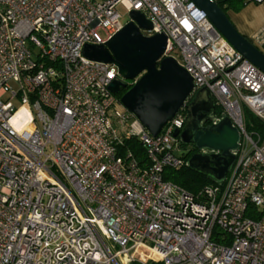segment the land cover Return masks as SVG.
Masks as SVG:
<instances>
[{
    "label": "built area",
    "instance_id": "2783aa9c",
    "mask_svg": "<svg viewBox=\"0 0 264 264\" xmlns=\"http://www.w3.org/2000/svg\"><path fill=\"white\" fill-rule=\"evenodd\" d=\"M118 6L238 130L220 184L164 180L185 162V109L151 136L110 91L116 66L83 56L130 20ZM244 107L264 123V73L190 0H0V264H264V133Z\"/></svg>",
    "mask_w": 264,
    "mask_h": 264
},
{
    "label": "water",
    "instance_id": "95a60500",
    "mask_svg": "<svg viewBox=\"0 0 264 264\" xmlns=\"http://www.w3.org/2000/svg\"><path fill=\"white\" fill-rule=\"evenodd\" d=\"M190 1L205 13L236 51L264 73V52L236 29L218 2ZM129 17L105 44H85L83 56L116 66L120 79L110 83L113 93H119L126 81L134 80L119 101L151 136H156L183 107L186 111L184 126L174 135L181 145L192 143L196 150L185 165L220 184L234 164L240 141L238 130L224 112L215 115V103L205 87L196 89L190 97L191 76L174 57H162L166 37L161 33L143 34L141 30L149 29L151 24L142 13L131 11ZM206 120L210 121L209 126H203Z\"/></svg>",
    "mask_w": 264,
    "mask_h": 264
},
{
    "label": "trees",
    "instance_id": "16d2710c",
    "mask_svg": "<svg viewBox=\"0 0 264 264\" xmlns=\"http://www.w3.org/2000/svg\"><path fill=\"white\" fill-rule=\"evenodd\" d=\"M249 1L250 0H221L218 2V4L225 12L228 9L237 12ZM262 48L264 51V44ZM129 87L130 84L127 83L125 87L120 90L118 95L120 96ZM243 112H244L247 128L255 129L259 133H264V123L259 121L246 107L243 108ZM220 113L221 110L220 108H218L216 111V116H219ZM125 144L133 150L134 154L138 158H140L141 161H143L144 159L143 149L137 142L128 139L125 141ZM192 153H193L192 151L188 150L187 153L184 154L185 162ZM185 162L180 167L175 169L164 168L162 173L163 179L183 188L184 190L190 193L197 192L200 188H202L205 185L216 184L209 178L187 168Z\"/></svg>",
    "mask_w": 264,
    "mask_h": 264
},
{
    "label": "crops",
    "instance_id": "0c3cea01",
    "mask_svg": "<svg viewBox=\"0 0 264 264\" xmlns=\"http://www.w3.org/2000/svg\"><path fill=\"white\" fill-rule=\"evenodd\" d=\"M226 12L236 29L255 44L253 36L264 26V5L250 0L237 12L232 10ZM255 45L263 51L262 46Z\"/></svg>",
    "mask_w": 264,
    "mask_h": 264
},
{
    "label": "rangeland",
    "instance_id": "374dc122",
    "mask_svg": "<svg viewBox=\"0 0 264 264\" xmlns=\"http://www.w3.org/2000/svg\"><path fill=\"white\" fill-rule=\"evenodd\" d=\"M261 4L264 5V0L261 1ZM118 10L119 12L122 14V18H121V21L124 23L126 20L129 19V14L126 13L121 6H118ZM228 10H231V9H228ZM227 13V12H226ZM100 34L103 36L102 32L99 31ZM189 150V148L187 146H184V145H180L179 147V150H178V154H186L187 151Z\"/></svg>",
    "mask_w": 264,
    "mask_h": 264
},
{
    "label": "flooded vegetation",
    "instance_id": "af4514ba",
    "mask_svg": "<svg viewBox=\"0 0 264 264\" xmlns=\"http://www.w3.org/2000/svg\"><path fill=\"white\" fill-rule=\"evenodd\" d=\"M218 107L215 105V115H216V111H217ZM210 125V121L209 120H206L203 124V126H209ZM190 151L194 152L196 151L193 147V144L192 143H189L186 145Z\"/></svg>",
    "mask_w": 264,
    "mask_h": 264
},
{
    "label": "bare ground",
    "instance_id": "6f19581e",
    "mask_svg": "<svg viewBox=\"0 0 264 264\" xmlns=\"http://www.w3.org/2000/svg\"><path fill=\"white\" fill-rule=\"evenodd\" d=\"M22 111H20L18 114H17V116L16 117H21L22 116Z\"/></svg>",
    "mask_w": 264,
    "mask_h": 264
}]
</instances>
